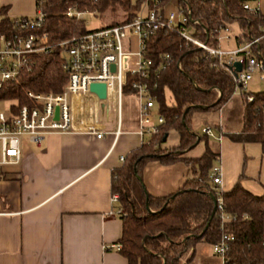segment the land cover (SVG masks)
<instances>
[{"label": "trees", "instance_id": "obj_1", "mask_svg": "<svg viewBox=\"0 0 264 264\" xmlns=\"http://www.w3.org/2000/svg\"><path fill=\"white\" fill-rule=\"evenodd\" d=\"M168 1L161 0L160 4ZM252 1L177 0L179 6L189 9L188 19L196 21L195 24L188 21L178 28H189L195 37L204 41L221 27L235 24L239 29L236 43L244 45L257 39L249 44V55L264 71L263 15L242 8L243 3ZM140 5L141 0H46L42 4L46 16L38 31L47 33L48 43L53 47L47 54H35L30 70L21 72L15 81L3 84L0 102L30 105L25 95L27 90H61L65 75L60 66V50L54 44L88 30L80 19L65 16L67 7L75 6L90 13L118 10L124 13L123 20L110 21L101 25L103 27L129 22ZM14 20L1 10L0 32L6 35L16 32ZM178 28H160L146 40V56L152 60V69L158 67L160 56L168 54L171 60L150 80V85L155 83V87L149 92L155 98L156 112L162 117V123L146 143L129 151L121 166L111 171L110 193L117 195V205L124 212L119 215L121 232L117 251L126 259V264H187L198 241L212 243L226 232L232 234V238L222 264H264L261 237L264 192L260 196L251 194L241 186L239 179L230 190L221 191L224 210L236 213L237 217L220 227L216 212L211 214L213 185L208 177L216 154L205 144L201 156L181 157L198 141L208 138L190 130L191 114L220 109L236 89L241 90L242 127L239 132L226 135L237 142L259 143L264 153V90L242 91L230 71L213 65L214 60L183 39ZM170 131L176 132L177 145L161 148L163 137ZM150 160L163 164L181 161L188 167L189 176L175 192L162 197L151 196L145 191L140 175L143 165ZM243 212L246 217L239 216Z\"/></svg>", "mask_w": 264, "mask_h": 264}, {"label": "crops", "instance_id": "obj_2", "mask_svg": "<svg viewBox=\"0 0 264 264\" xmlns=\"http://www.w3.org/2000/svg\"><path fill=\"white\" fill-rule=\"evenodd\" d=\"M167 4L173 9L178 6L177 0H169L162 5L164 12ZM256 6L264 15V0H256ZM1 10L8 18L32 16L35 0H0ZM232 25L219 40L210 39L211 44L224 51L242 46L235 40L238 28L237 34L230 35ZM262 72H256L260 81ZM240 93L236 89L220 109L191 114L192 132L200 134L208 126L219 139L204 138L181 157L201 156L206 144L216 154L214 162L220 165L222 191L230 190L239 179L245 190L260 196L264 192V153L260 144L233 141L226 135L242 127ZM104 119L101 125L107 131L100 138L83 131L54 132L34 144L23 137L17 161L0 165V264H126L116 249L104 248L118 243L121 232V219L112 212L118 205L111 201V171L121 166L120 157L148 138L138 134L137 103L132 124L122 128L120 116L117 135L115 112ZM175 141L171 145L163 142L161 148L177 145L178 136ZM140 175L145 191L162 197L178 190L189 171L181 161L163 164L150 160ZM201 242L205 241L195 244L194 253H199L197 244ZM210 252L214 257L193 253L187 264H217L219 257Z\"/></svg>", "mask_w": 264, "mask_h": 264}, {"label": "built area", "instance_id": "obj_3", "mask_svg": "<svg viewBox=\"0 0 264 264\" xmlns=\"http://www.w3.org/2000/svg\"><path fill=\"white\" fill-rule=\"evenodd\" d=\"M45 1L35 0L34 15L15 18L13 26L16 32L11 35L0 32V88L6 82L15 81L21 72L30 70L35 54H47L51 51L53 46L48 43L47 33L38 31L46 16L42 9ZM160 1L141 0L138 12L129 22L88 29L82 34L54 44V47L60 50V66L65 75L61 90H27L25 95L30 105L16 106L15 102L10 101L5 112L0 110V165L17 161L19 142L23 137L34 144L54 132L83 131L100 138L107 131L101 124L111 111L115 112L114 133L117 135L120 130L121 95L126 90L137 98L138 134L146 136L149 140L157 132L162 117L154 112L156 102L149 91L155 87V83L150 85V80L152 76L157 77L158 71L166 67L171 58L168 54L160 56L158 67L152 69V60L146 56V40L160 28L177 29L188 21L196 23L195 20L188 19V8L178 5L173 10L164 12ZM242 8L258 13L256 0L243 3ZM84 13L88 12L80 11L75 6L67 7L64 12L65 16L75 19H80ZM262 20L264 21V15ZM227 31V26L221 27L203 41L195 37L190 29L178 28V33L183 39L204 51L214 60L213 65L230 71L236 84L244 90L252 75L262 71L261 64L249 55L248 46L257 39L231 51H224L218 45L211 44L210 39L217 41L221 38L220 34ZM236 61L241 64V69L234 73L233 63ZM128 77L132 79L128 81ZM259 78L264 80V75L260 74ZM91 83L104 84V99H99L89 90ZM247 100L250 101L251 98L247 97ZM201 133L209 138L219 139L208 126L203 127ZM122 159L123 157H120V160ZM208 177L213 185L214 212L222 227L237 215L224 210L220 195L221 169L218 161L212 164ZM111 201L117 203L116 194H112ZM112 212L118 215L124 213L120 206H116ZM239 216L246 217V214L243 212ZM261 237L264 245V230ZM231 238L232 234L223 232L218 240L210 243L211 251L219 257L217 264L224 262ZM119 247V243L104 245V248L116 250Z\"/></svg>", "mask_w": 264, "mask_h": 264}, {"label": "rangeland", "instance_id": "obj_4", "mask_svg": "<svg viewBox=\"0 0 264 264\" xmlns=\"http://www.w3.org/2000/svg\"><path fill=\"white\" fill-rule=\"evenodd\" d=\"M173 6H171L170 4H167L166 6V11L168 9L173 10L172 8ZM125 18V15L123 12L121 11H116L114 13L109 12V11H105L103 13H97V12H93V13H84L80 20L83 22L84 27L86 29H92V28H96L99 27L101 25H104L105 23H108L110 21H121ZM238 29L235 25L231 26V33L230 35H235L237 34ZM262 75H264V72L260 73ZM246 89L249 91H257V90H261L264 89V80L260 81L258 80V73H254L252 75L251 80L247 83L246 85ZM165 98L168 101L169 100V96L167 93H165ZM11 103L10 101H3L0 102V110L2 111H6V107L7 105ZM136 103H137V98L133 93H129L126 91L122 92L121 95V107H120V116H121V124H122V128L125 127L128 123L132 124V121H134L135 116H136ZM176 134L171 131L166 139V141L163 143L165 145H171L173 143H175L176 141ZM198 249L197 251H199L200 254L202 255H206V256H213V254L210 252V245L206 242H201V244H197ZM198 252H195V256L199 254ZM198 258H194L193 260L195 261Z\"/></svg>", "mask_w": 264, "mask_h": 264}, {"label": "water", "instance_id": "obj_5", "mask_svg": "<svg viewBox=\"0 0 264 264\" xmlns=\"http://www.w3.org/2000/svg\"><path fill=\"white\" fill-rule=\"evenodd\" d=\"M233 68H234V73L238 72L241 69V64L238 61H236V62L233 63ZM111 69H112V67H111ZM89 90L91 92L95 93L96 96L99 99H104L105 98V86H104L103 83H91L89 85ZM186 111H187V109L184 110V114H185ZM56 114H57V109L55 108L54 109V117H56ZM165 139H166V135L163 137V140H165ZM211 200H212V203H213V208H212V212H211V214H212L214 212V210H215V202H214V198L213 197H211ZM146 208H148L147 205H146Z\"/></svg>", "mask_w": 264, "mask_h": 264}]
</instances>
